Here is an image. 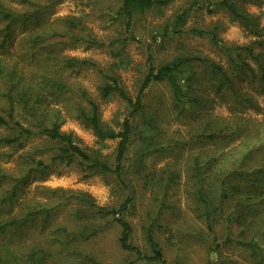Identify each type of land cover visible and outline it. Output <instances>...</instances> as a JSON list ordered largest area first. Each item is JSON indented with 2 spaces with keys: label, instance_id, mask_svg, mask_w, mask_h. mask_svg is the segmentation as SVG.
<instances>
[{
  "label": "trees",
  "instance_id": "obj_1",
  "mask_svg": "<svg viewBox=\"0 0 264 264\" xmlns=\"http://www.w3.org/2000/svg\"><path fill=\"white\" fill-rule=\"evenodd\" d=\"M64 0H54L44 5L36 0H0V146L12 147L13 151L25 149L34 138L43 142L31 152L21 156L20 168L9 171L0 165V236L20 231L40 220L45 227L52 220L57 208L75 205L74 216L79 221L95 222L112 219L121 229L119 244L123 251L135 259L122 264H168L164 248L155 237L157 225L151 222L144 229V239L149 252H145L134 243V229L125 218L134 196L132 182L125 176V161L128 159L133 137L137 136L142 147L137 149L136 163L144 166L146 156L172 151L178 145L171 146L164 140V132L159 119L145 103L147 90L157 84H165L171 92V111L179 116L192 112L193 116L206 106L204 97L207 90H213L222 100H233L237 109H232L229 119L206 118L200 128L194 131L191 142L207 147L220 142L228 146L240 142L235 150L198 151L190 158L193 180V196L197 201L196 210L205 227V237L210 250L220 255L225 244H236L246 249L253 260L263 262L264 241V121L251 129L254 121L240 116L238 110L251 108L264 114L255 96L243 92L241 84L254 85L255 95H264V52H256L264 35L259 18L246 9V5L257 4L261 0H205L208 11L223 10L233 23L240 24L257 40L247 45H230L220 38V23L208 28L186 29L192 9L176 12L162 26L152 31V40L160 47L172 41L176 36H190L210 40V43L226 59L223 65L209 57L184 53L171 61L156 65L153 56H149L146 74L141 80L136 98H132L123 87L120 75L115 69L102 71L88 60L66 57L60 51L65 47L84 44L87 48L101 49L106 44L86 29L81 20L64 18L66 31L44 26V22L54 5ZM177 0H119V7L112 20L123 28V36L113 40L109 47L120 67L127 62L124 46L138 41L135 34L137 23L149 13L164 15ZM18 30L29 31L27 46L34 51L30 61H13L7 51L15 39ZM118 45V46H115ZM59 47L60 49H56ZM40 70L28 69V63L38 64ZM32 60V61H31ZM89 66L102 74L103 84L100 92L104 100L119 96L131 108L130 114L122 123V129L116 131L102 121L100 105L89 97L85 90H73L61 78L65 70H77ZM114 66H118L115 64ZM77 98L80 104L74 106V116L90 129L100 141L118 140L115 164L100 152L84 149L78 144L72 133L61 130L64 122L62 113L53 107L61 99ZM139 124H136V119ZM201 117H199L200 119ZM137 132V135H136ZM255 141L263 142L253 148ZM182 144V143H181ZM179 144V148L183 145ZM65 167H78L87 176L112 175L123 185L126 201L119 208L98 206L86 193H72L61 189L53 190L57 196V205H43L41 202L21 203L23 191L32 183L36 175H44L52 170ZM8 185L7 187H4ZM128 192V193H127ZM170 188L161 193L162 204L169 197ZM19 211H17V208ZM7 216V217H6ZM91 223V224H92ZM225 228V239L219 242L217 226ZM93 225V224H92ZM91 225V226H92ZM95 227V226H94ZM87 227L78 234H72L66 227L57 229L60 238H79L89 240L98 233ZM75 252H73L74 254ZM49 253L40 245L29 248L8 245L0 246V264H49ZM79 264H100L86 256Z\"/></svg>",
  "mask_w": 264,
  "mask_h": 264
},
{
  "label": "rangeland",
  "instance_id": "obj_2",
  "mask_svg": "<svg viewBox=\"0 0 264 264\" xmlns=\"http://www.w3.org/2000/svg\"><path fill=\"white\" fill-rule=\"evenodd\" d=\"M44 5L51 4L54 0H36ZM119 7V0H64L54 5L52 11L46 18L44 26L66 31V25L62 19L75 18L81 20L82 25L91 31L106 47L87 48L84 44L74 47L62 48V54L66 57L88 60L95 63L102 71L107 72L110 68L115 69L120 75L123 87L132 98H136L140 90L141 80L146 74V64L149 56H153L156 65L165 64L173 58L184 54H197L209 57L223 65L226 59L210 43V40L196 38L189 34L176 36L172 41L158 44L152 40V31L162 26L181 9H192L186 29L208 28L217 23L222 25L220 38L230 45H247L257 40L248 33L240 24L233 23L230 16L223 10H215L212 14L208 11L205 0H177L164 15L149 13L142 18L135 27L138 41L128 43L124 46L127 62L120 67V59L116 58L109 47L110 43L123 36L122 26L114 22L112 18ZM246 9L259 18V23L264 31V0L257 4L246 5ZM3 27L0 21V28ZM29 31L18 30L15 39L7 48L13 61L22 60L23 64L30 61L34 50L27 46L26 37ZM262 43L256 45V52H264V35ZM118 46V45H115ZM60 49L59 47H55ZM38 64H27L28 69L40 70L41 60ZM117 64L118 66H114ZM63 81L73 90H85L101 109L102 121L108 127L120 131L122 123L130 114L131 108L119 96H112L104 100L100 89L103 84V76L89 66L77 70H65L60 73ZM243 92L251 93L257 102L264 108V95H255L254 85L249 82L241 84ZM207 92L202 96L207 101L206 106L193 116L192 112L179 116L171 111L172 97L170 89L165 84L151 86L145 95V103L157 114L159 125L164 132V140L171 146L178 145L172 151H164L143 159L144 166L136 163L137 149L142 147L137 136L133 137V145L130 148L128 159L125 161L124 170L127 171L126 178L132 182L134 200L125 218L132 223L134 234L133 240L145 252H149L144 239V229L151 222H155L157 228L155 237L164 248L165 258L168 264H264L252 259L250 253L236 244H225L221 254L216 255L210 250L208 240L205 237V227L196 210L197 201L193 196V180L190 167V158L198 151H222L235 150L240 142L228 146L220 142L207 147L198 146L192 141L194 131L197 130L206 118L229 119L232 117V109H237L233 100H222L215 92L205 87ZM69 102L61 99L60 103L53 107L62 113L64 122L61 130L72 133L78 140V144L89 150L100 152L109 162L114 165L118 140L100 141L93 132L74 116V106L80 104L77 98H68ZM240 116L248 121H254L252 131L258 123L264 121V114L251 108L238 110ZM199 117H201L199 119ZM206 117V118H205ZM136 119V124L139 120ZM6 134L1 130L0 135ZM137 135V132H136ZM264 141V137H262ZM42 140L34 138L23 150L13 151L12 147L0 146V165L9 171H16L21 165V156L31 152L36 146L42 144ZM182 143V144H181ZM44 144V143H43ZM42 144V145H43ZM179 144L183 145L179 148ZM263 142L255 141L253 148L262 145ZM78 167H59L44 175H36L32 183L23 191L21 203L41 202L43 205H57L59 199L52 194L53 190L61 189L72 193L89 194L98 206L108 208H119L126 201L123 185L112 175L87 176ZM8 185L4 186L7 187ZM170 188L169 197L162 204L158 197L165 188ZM128 193V192H127ZM17 211H19V208ZM75 205H67L57 208L52 220L45 227L38 220L24 229L8 232L0 236V246L8 245L13 248L17 246L29 248L40 245L50 257L49 264H79L83 257L89 256L100 264H122L125 261H133L135 257L123 251L119 244L121 229L110 218L103 220L79 221L74 214ZM263 219H264V215ZM7 217V216H6ZM5 218L0 216V220ZM93 225H92V224ZM92 225V226H91ZM95 226V227H94ZM98 233L89 240L79 238H60L56 231L60 227L68 228L72 234H78L87 227L95 229ZM217 233L219 242L224 241L225 228L218 225ZM263 256H264V241ZM73 252H75L73 254ZM142 264V263H138Z\"/></svg>",
  "mask_w": 264,
  "mask_h": 264
}]
</instances>
